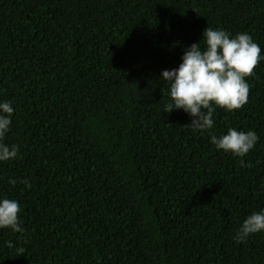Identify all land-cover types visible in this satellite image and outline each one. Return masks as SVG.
<instances>
[{
  "label": "trees",
  "instance_id": "obj_1",
  "mask_svg": "<svg viewBox=\"0 0 264 264\" xmlns=\"http://www.w3.org/2000/svg\"><path fill=\"white\" fill-rule=\"evenodd\" d=\"M207 26L264 55V0H0L4 142L18 146L0 196L24 229H0V264H264V232L234 240L264 209V61L211 129L164 113L160 73ZM228 128L258 136L242 158L209 142Z\"/></svg>",
  "mask_w": 264,
  "mask_h": 264
},
{
  "label": "clouds",
  "instance_id": "obj_2",
  "mask_svg": "<svg viewBox=\"0 0 264 264\" xmlns=\"http://www.w3.org/2000/svg\"><path fill=\"white\" fill-rule=\"evenodd\" d=\"M261 51L247 33L233 36L225 30L207 26L200 41L184 49L178 67L160 73L159 80L167 85L171 101L165 104L164 113L182 110L191 118L187 128L201 132L211 129L215 108L231 113L247 103L249 86L246 78L253 74L259 61H264ZM13 113L10 102L0 101V163L18 158V146L4 142L11 128ZM257 141L254 131L235 128H228L227 133L220 136L210 134L209 140L216 150L238 158L253 149ZM16 182L9 181L13 185ZM21 183L25 188L31 187L27 180ZM20 210L18 201L0 196V229L22 233ZM262 232L264 209L252 212L239 224L234 240L243 243L249 236Z\"/></svg>",
  "mask_w": 264,
  "mask_h": 264
}]
</instances>
